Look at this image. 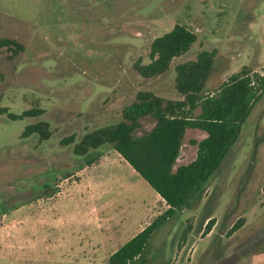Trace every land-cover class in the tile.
<instances>
[{
  "label": "rangeland",
  "instance_id": "rangeland-1",
  "mask_svg": "<svg viewBox=\"0 0 264 264\" xmlns=\"http://www.w3.org/2000/svg\"><path fill=\"white\" fill-rule=\"evenodd\" d=\"M176 24L198 41L169 72L143 78L135 64H148L152 42ZM1 38L25 49L15 57L0 51V211L23 207L21 220L10 218L24 223L32 209L35 222L55 228L53 237L62 228L71 244L83 243L84 255L76 256L72 244L59 260L54 246L42 245L35 260L7 253L0 264H109L112 253L168 205L112 146L81 157L76 144L120 122L140 91L183 100L175 67L202 51H216L209 92L245 68L264 76V0H0ZM33 108L44 113L16 121L7 114ZM41 121L50 124L51 139L23 137L28 125ZM155 124L144 119L137 135ZM72 136L74 143H62ZM206 137L198 129L186 131L175 169L196 159L195 142ZM208 217L216 224L203 235ZM82 222L98 230L77 227ZM123 225L129 233L117 243L114 232ZM146 254V264H264V96L202 201L159 229Z\"/></svg>",
  "mask_w": 264,
  "mask_h": 264
},
{
  "label": "trees",
  "instance_id": "trees-1",
  "mask_svg": "<svg viewBox=\"0 0 264 264\" xmlns=\"http://www.w3.org/2000/svg\"><path fill=\"white\" fill-rule=\"evenodd\" d=\"M198 41V36L186 26L176 24L168 33L156 38L150 49V62L138 61L135 70L146 79L169 72L173 61L186 55ZM24 46L9 38L0 39V51L12 56L24 51ZM216 66V51H202L196 60L175 67L176 90L183 100H169L150 91H140L135 100L122 111L117 124L87 133L76 144L77 156H87L103 146H112L121 157L160 195L168 209L149 226L118 249L109 264H146V253L155 233L184 210L196 207L204 198L211 180L239 141L255 105L264 96V76L249 68L233 74L218 90L209 92L207 84ZM44 110L33 108L21 115L7 113L13 120L39 117ZM153 119L154 128L137 135L144 119ZM188 129H198L207 137L195 142L196 159L175 169ZM39 135L42 141L52 137L50 124L41 121L28 125L24 138ZM75 142V136L63 144ZM88 163H93V159ZM51 197V196H50ZM6 214L0 211V218ZM241 220L233 226L232 235L243 226ZM216 219L208 217L203 235H208Z\"/></svg>",
  "mask_w": 264,
  "mask_h": 264
},
{
  "label": "crops",
  "instance_id": "crops-1",
  "mask_svg": "<svg viewBox=\"0 0 264 264\" xmlns=\"http://www.w3.org/2000/svg\"><path fill=\"white\" fill-rule=\"evenodd\" d=\"M23 211H24L23 207L17 208L13 210L11 214L6 213L2 216L4 218L3 221L8 220V222L6 221L2 223L0 222V256L7 254V253H12L14 255L21 254V256L27 255L31 257L33 260H35L37 255L39 256V254H41L40 252L37 253V248L43 245L45 248L47 247L51 248L52 246H54V248H56L55 249L56 253L59 254L58 255L60 257L59 260H61L63 256V248L72 246V244H75L76 245V246L74 245L76 247V249L74 250L76 253L75 255L79 257L80 256L83 257L84 255V251H83L84 244L83 243H80L75 240L71 244L64 237H62L61 235L62 228H60L61 232H60L59 237H55V234L53 237V230H55V228H52V226L49 224H41V223L35 222V212L32 209L31 210L28 209V221L27 222L23 223L21 221H15V219L13 220L10 218V217L13 218L15 216L18 218L16 220H21L19 216H22L23 214H25ZM77 227L79 228L90 227V229L92 230L91 231L92 234L96 233V231L98 230L95 226L85 225L84 222L79 223ZM114 233L117 238L113 241H117V243H119L118 241L121 240V237L127 236L129 232L126 229V225H123L122 229L115 231ZM99 246L100 245H96V248H98ZM93 253L95 257L96 251H93ZM67 256H63V257H67ZM47 257H48V260L51 261L52 257L49 255Z\"/></svg>",
  "mask_w": 264,
  "mask_h": 264
}]
</instances>
